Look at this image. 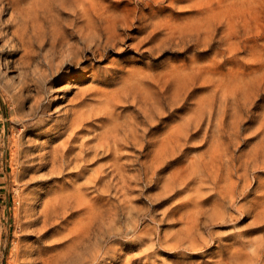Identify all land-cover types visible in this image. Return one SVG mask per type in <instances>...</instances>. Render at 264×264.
I'll return each instance as SVG.
<instances>
[{
    "label": "rangeland",
    "instance_id": "1",
    "mask_svg": "<svg viewBox=\"0 0 264 264\" xmlns=\"http://www.w3.org/2000/svg\"><path fill=\"white\" fill-rule=\"evenodd\" d=\"M79 1L0 0V264H264V0ZM68 44L79 61L37 84ZM71 108L99 113L49 179L37 155L65 142ZM106 121L121 179L93 181L113 155L80 138Z\"/></svg>",
    "mask_w": 264,
    "mask_h": 264
},
{
    "label": "bare ground",
    "instance_id": "2",
    "mask_svg": "<svg viewBox=\"0 0 264 264\" xmlns=\"http://www.w3.org/2000/svg\"><path fill=\"white\" fill-rule=\"evenodd\" d=\"M65 1V0H64ZM79 1V0H78ZM80 3H81V1H79ZM72 3V2H71ZM74 3V2H73ZM63 4H64V2H63ZM77 4H78V2H77ZM74 5H75V3H74ZM73 6V5H72ZM71 6V7H72ZM78 7V6H77ZM73 9H74V7H72ZM76 9V8H75ZM84 10V9H83ZM76 11H78V10H76ZM76 11H74V12H76ZM98 11V10H97ZM100 11V10H99ZM83 12V11H82ZM85 12V11H84ZM101 12V11H100ZM106 12V11H105ZM99 12H97V14H98ZM76 14H77V12H76ZM80 14V13H79ZM82 14V13H81ZM78 15V14H77ZM101 15H104V13L102 14L101 13ZM108 15V14H107ZM106 15V16H107ZM112 15V14H111ZM97 16V15H96ZM116 16V15H115ZM81 17V16H80ZM99 17H101V16H99ZM82 18V17H81ZM113 18H115V17H113ZM73 19V18H72ZM87 19V18H86ZM85 19V20H86ZM106 19V18H105ZM74 20V19H73ZM92 20V19H91ZM103 20V19H102ZM97 21V20H96ZM108 21H109V19H108ZM108 21H106V22H108ZM45 22V21H44ZM84 22H86V21H84ZM98 22V21H97ZM103 22H104V20H103ZM113 22V21H112ZM88 23V25H89V21L87 22ZM116 23V22H115ZM76 24V23H75ZM79 24V23H78ZM86 24V23H85ZM101 24H104V23H101ZM110 24V23H109ZM77 25V24H76ZM95 25V24H94ZM105 25V24H104ZM57 26H58V24H57ZM56 26V27H57ZM79 26V25H78ZM92 26V25H91ZM109 26V25H108ZM38 27V26H37ZM84 27V26H83ZM101 27H102V25H101ZM107 27V26H106ZM114 27V26H113ZM35 28V27H34ZM54 28V27H53ZM89 28H90V26H89ZM93 28V27H92ZM105 27H103V29H104ZM78 29V28H77ZM76 29V30H77ZM83 29V28H82ZM101 29V28H100ZM109 30L111 29L110 27L108 28ZM59 30V29H58ZM75 30V29H74ZM95 30V29H94ZM117 30V29H116ZM46 31V30H45ZM64 31V30H63ZM62 31V34L63 33H65V32H63ZM66 31V30H65ZM82 31V30H81ZM98 31V30H97ZM112 31H114V30H112ZM55 31H52V33H54ZM60 32V31H59ZM89 32H90V30H89ZM37 33V32H36ZM73 33H75V32H73ZM82 33V32H81ZM108 33V32H107ZM33 34V33H32ZM46 34V33H45ZM54 34H56V33H54ZM76 34V33H75ZM106 34V33H105ZM50 35V34H49ZM58 35V34H57ZM64 35V34H63ZM72 35H74V34H72ZM41 36V35H40ZM47 36V35H46ZM62 36V35H61ZM66 36V35H65ZM53 37V36H52ZM48 38H50V37H48ZM54 38V37H53ZM71 38V37H70ZM45 39V38H44ZM37 40V39H36ZM35 40V41H36ZM49 40V39H48ZM63 40V39H62ZM61 40V41H62ZM34 41V42H35ZM45 41V40H44ZM64 42H65V40H63ZM101 41H102V39H101ZM108 41V40H107ZM27 42V41H26ZM47 42V41H46ZM63 42V43H64ZM94 42V41H93ZM49 43H50V41H49ZM43 44V43H42ZM52 44V43H51ZM50 44V45H51ZM55 44H56V41H55ZM34 45V44H33ZM59 45H60V43H59ZM58 45V46H59ZM69 45V44H68ZM98 45V49L100 48V44H97ZM14 46V45H13ZM43 46H45V44L43 45ZM92 46V45H91ZM41 47V46H40ZM61 47V46H60ZM59 47V48H60ZM83 47H84V45H83ZM56 49V48H55ZM93 49V48H92ZM36 50V49H35ZM95 50V49H94ZM39 52V51H38ZM41 52V51H40ZM81 52V51H80ZM36 53V52H35ZM51 55L50 56H48L47 57V59H46V68L45 69H37L38 70V77L36 76L35 77V79H36V83L37 84H42V82L44 81V80H46L48 77H50V75H52L54 72H58V71H61V78L62 79H64L65 78V75L67 74V72L64 70V66L65 67H67V64H75V61L74 60H76V61H79V57H78V54H77V51H75L70 45L68 46V48H66V49H64L62 52H58V50H52L51 51ZM82 53V52H81ZM80 53V54H81ZM39 54V53H38ZM49 55V54H48ZM41 56V55H40ZM30 60V59H29ZM36 60V59H35ZM39 61V60H38ZM88 61H90V60H88ZM30 63H31V61H29ZM43 62H41V64H42ZM78 63V62H77ZM76 63V64H77ZM32 64V63H31ZM87 66V65H86ZM85 66V67H86ZM38 67H39V65H38ZM41 68V67H40ZM75 68V67H74ZM89 70V69H88ZM91 70V69H90ZM121 70V69H120ZM35 71V70H34ZM81 71H83V72H85L86 73V69L84 70H81ZM70 72V71H69ZM75 72V71H74ZM82 72V73H83ZM52 73V74H51ZM93 73V72H92ZM28 74V73H27ZM79 74V73H78ZM106 74V73H105ZM136 74V73H135ZM23 75H24V73H23ZM37 75V74H36ZM82 75V74H81ZM111 75V74H110ZM25 76V75H24ZM24 76L22 77L23 79H24ZM69 76V75H68ZM71 76V75H70ZM95 76V75H94ZM93 76V77H94ZM115 76H117V74L115 75ZM119 76V75H118ZM124 76V75H123ZM59 78V77H58ZM72 78V77H71ZM85 78V77H84ZM123 78V77H122ZM78 79V78H77ZM82 79V78H81ZM118 79V78H117ZM120 79V78H119ZM55 80V79H54ZM68 80V79H67ZM93 80V79H92ZM29 81V80H28ZM28 81H26V82H28ZM33 81V80H32ZM31 81V82H32ZM124 81V80H123ZM30 82V81H29ZM63 82V80L62 81H60V80H58L56 83L55 82H53L52 80L51 81H49V86H47V88L49 87V89H47L48 90V92L50 93H52V94H50V99H52V100H54V101H52V102H56L57 100H58V98L60 97L58 94H55L58 90H59V86L57 87V84L58 83H62ZM33 83V82H32ZM45 83L47 84V81H45ZM93 83V82H92ZM112 83V82H111ZM142 84V83H141ZM30 85V84H29ZM66 85H68V84H66ZM92 85H94V84H92ZM98 85V84H97ZM119 85V84H118ZM39 86V85H38ZM116 86V85H115ZM27 87V86H26ZM63 87V86H62ZM69 87V86H68ZM91 87V86H90ZM89 87V88H90ZM93 87H95V86H93ZM102 87V86H101ZM122 86H120V88H121ZM124 87V86H123ZM39 88H40V86H39ZM38 88V89H39ZM97 88V87H96ZM107 88V87H106ZM42 89H43V87H42ZM45 89H46V86H45ZM83 89V88H82ZM99 89V88H98ZM125 89V88H124ZM41 90V89H40ZM90 90V89H89ZM122 90H123V88H122ZM21 91H22V89H21ZM37 91H39V90H37ZM88 91V90H87ZM137 91V90H136ZM45 92V91H44ZM82 92V91H81ZM101 92V91H100ZM106 91H104V92H102L104 95H106V93H105ZM133 92V91H132ZM78 93V92H77ZM127 93V92H126ZM134 93H136V92H134ZM133 93V94H134ZM82 94V93H81ZM110 94V93H109ZM112 94V93H111ZM113 94H115V93H113ZM118 94V93H117ZM132 94V93H131ZM74 95H76V94H74ZM99 95H101V94H99ZM120 95H122V94H120ZM129 95V94H128ZM135 95V94H134ZM137 95V94H136ZM36 96H38V94L36 95ZM59 96V97H58ZM76 96H78V95H76ZM95 96V95H94ZM103 96V95H102ZM101 96V97H102ZM107 96V95H106ZM124 96V95H123ZM112 97V96H111ZM119 97V96H118ZM46 98V97H45ZM69 98V97H68ZM81 98V97H80ZM115 98V97H114ZM134 98H135V96H134ZM36 99V98H35ZM66 99V98H65ZM73 100H74V98H72ZM71 99V100H72ZM105 100H107L106 98H104ZM103 99V100H104ZM125 99V98H124ZM37 106H40L41 107V105H43V101H44V97H43V95H39L38 97H37ZM48 100V99H47ZM61 100V99H60ZM69 100V99H68ZM87 100H89V99H87ZM94 100V99H93ZM104 100V101H105ZM110 100V99H109ZM121 100V99H120ZM84 101V100H83ZM82 101V102H83ZM90 101V100H89ZM71 102V101H70ZM81 102V103H82ZM85 102V101H84ZM118 102V101H117ZM105 103V102H104ZM109 103V102H108ZM116 103V102H115ZM119 103V102H118ZM74 104H75V102H74ZM77 104V103H76ZM90 104H91V102H90ZM92 104H93V102H92ZM99 104V103H98ZM56 105V104H55ZM61 106V105H60ZM78 107H79V105H77ZM76 106V107H77ZM81 106V105H80ZM82 106H84V105H82ZM81 106V107H82ZM86 106H88V104H86L84 107H86ZM91 106V105H90ZM89 106V107H90ZM99 106V105H98ZM104 106V105H103ZM45 107V106H44ZM67 107V106H66ZM70 107H71V104H70ZM80 107V108H81ZM111 107V106H110ZM36 108H38V107H36ZM97 108V107H96ZM99 108H101V107H99ZM56 109H57V106H56ZM83 109V108H82ZM93 109L94 108H92L91 109V111H88L87 109H83V110H81V109H74V108H71V109H69V111L67 112V115L69 114V113H73L74 114V117L71 119V120H69V122H68V120L66 121V122H68L67 123V130H69V129H71V132L69 133V132H67V133H69L68 134V136H67V138H66V140H64L65 142L62 144V146L61 147H59L60 145H58V147L56 146V147H54L53 149H50V150H47V151H45V152H42V153H38V157H42L43 159L45 158V161H44V163L42 164V167H46L47 165H50L51 164V176L49 177V179L50 178H53V177H61V176H63L64 175V173H65V171H66V169L68 170V169H70L71 167V163L73 162V164L74 163H76L75 165H77V163L79 162L78 160H76V161H73V160H75L76 159V157L75 156H77L78 155V153H77V155H73V153H75L74 152V150H75V148L77 147V145H75L74 143H75V139L77 138V131H79V130H83V125L84 124H86L87 122H90L91 121V119L93 118V116L96 114V113H99V112H94L93 111ZM36 110H38V109H36ZM42 111V110H41ZM60 111V110H59ZM96 111V110H95ZM104 115H105V117H107L108 118V116H109V111H108V109L106 108V106H105V108H103V109H101L100 110ZM43 112V111H42ZM59 113V112H58ZM65 115H66V113H65ZM65 116V118L64 119H69L70 117H68V116ZM114 116H115V114H114ZM44 117V116H43ZM60 119V118H59ZM109 119H111V118H109ZM116 119V118H115ZM114 119V120H115ZM118 119H119V117H118ZM133 119V118H132ZM52 120V119H51ZM54 120V119H53ZM56 120V119H55ZM93 120H94V118H93ZM92 120V121H93ZM113 120V119H112ZM44 121V120H43ZM42 121V122H43ZM111 121V120H110ZM108 122V121H106V122H108V123H106V124H104L103 125V131L100 133V136H99V140H97L96 139V141H99V143H97V144H95V145H93V143L91 144V140L92 139H90L89 137H86V133H84V134H86V135H81L82 136V138H80V140L81 139H83L82 141H81V145H80V147H81V149H82V151H83V153L85 152V153H87L88 154V151H90L91 149L90 148H94V149H96L95 151V153H96V155L98 156L100 153H101V151H99V149H103V152H102V154H105L104 156H102L101 158H103V157H109V156H111V155H113V159L111 160V161H108V163L107 164H105V165H107L108 166V164L109 165H111L110 167H111V170L109 171L110 173H108V172H104V169H103V167L101 166V168L98 170L99 172L97 173L96 172V169H95V174L97 173V175L96 176H93L92 178L94 179L93 181H102L105 177H107V179H108V176L110 177V178H114V179H116L117 177L118 178H120L121 179V159H122V157H121V159H119V154L121 153V148H122V145H123V143L121 142V135H119V133H118V125H120V124H118V123H114L115 125L113 126V127H110V125H112L111 124V122ZM124 121V120H123ZM128 121V120H127ZM133 121V120H132ZM135 121V120H134ZM61 122V121H60ZM59 122V123H60ZM117 122V121H116ZM120 122V121H119ZM138 122V121H137ZM40 124V123H39ZM53 124V123H52ZM51 124V125H52ZM62 124V123H61ZM131 124V123H130ZM129 124V125H130ZM139 124V123H138ZM138 124H136V125H138ZM57 125V124H56ZM127 125V124H126ZM40 126V125H39ZM55 126V125H54ZM51 127V126H50ZM49 127V128H50ZM66 127V126H65ZM124 127H125V125H124ZM127 127V126H126ZM129 127V126H128ZM134 127V126H133ZM59 128V127H58ZM96 128H98V127H96ZM102 128V127H101ZM100 128V129H101ZM99 129V128H98ZM99 129V130H100ZM120 129V128H119ZM49 130V129H48ZM55 130H56V128H55ZM123 130H125V128H123ZM130 130V129H129ZM128 130V131H129ZM134 131V132H133ZM132 132H133V134H132V136H134L135 138H136V140L137 139H139V138H137L138 136H136V134L135 133H138L137 131H136V128L133 130ZM139 131V130H138ZM80 132V131H79ZM82 132V131H81ZM122 132H124V131H122ZM42 133V132H41ZM62 133H65V132H62ZM141 133V132H140ZM45 134V133H44ZM52 134V133H51ZM19 135V134H18ZM67 135V134H66ZM92 135V134H91ZM94 135V134H93ZM125 135H128V134H125ZM138 135V134H137ZM40 136V135H39ZM58 136V135H57ZM141 137V136H140ZM96 138V137H95ZM128 138V137H127ZM134 138V139H135ZM36 139V138H35ZM131 139H133L132 137H131ZM134 139H133V141H134ZM78 140H79V138H78ZM94 140V139H93ZM20 141V140H19ZM38 141V140H37ZM42 141V140H41ZM131 141V140H130ZM18 142V141H17ZM94 142V141H93ZM137 142V141H136ZM36 143V142H35ZM125 143V142H124ZM130 143V142H129ZM169 143V139H168V137L167 138H165L164 140H163V142L161 143V146H162V149H161V151H165L166 149H168L167 147H168V144ZM39 144H40V142H39ZM91 144V145H90ZM15 145V144H14ZM17 145V144H16ZM23 145V144H22ZM130 145V144H129ZM20 146V145H19ZM79 146V145H78ZM15 147V146H14ZM21 147V146H20ZM38 147H40V146H38ZM37 147V148H38ZM47 147V146H46ZM80 147H78V148H80ZM19 148V147H18ZM51 148V147H50ZM12 149H13V147H12ZM16 149V148H15ZM27 149V148H26ZM29 149V148H28ZM81 149H80V152H81ZM90 149V150H89ZM124 149V148H123ZM33 150V149H32ZM35 150V149H34ZM93 150V149H92ZM26 151V150H25ZM76 151H77V148H76ZM27 152V151H26ZM33 152V151H32ZM79 152V151H78ZM29 153H31V152H29ZM82 153V154H83ZM95 153H94V155H95ZM21 154V153H20ZM35 154H36V152H35ZM89 154H90V152H89ZM88 154V155H89ZM15 155V154H14ZM31 155H33V154H31ZM81 155V154H80ZM79 155V157H81ZM95 155V156H96ZM25 156V155H24ZM48 156H49V159H48ZM20 157V156H19ZM28 157H29V154H28ZM73 157H75V159H73ZM90 157H93L92 155L90 156ZM47 158V159H46ZM34 160V159H33ZM32 160V161H33ZM40 160V159H39ZM80 160V159H79ZM83 160V159H82ZM81 160V161H82ZM89 161V159H88V156H87V158L86 159H84L83 161L84 162H86V161ZM92 160V159H91ZM94 160V159H93ZM163 159H161V158H157L156 159V161L157 162H159V163H161V161H162ZM102 161V160H101ZM104 161V160H103ZM97 163H99V161H96ZM95 162V163H96ZM123 162V161H122ZM88 163V162H87ZM91 163V162H90ZM86 164V163H85ZM89 164V163H88ZM93 164V163H92ZM104 164V163H103ZM123 164V163H122ZM36 165V164H35ZM38 165V164H37ZM80 165H81V163H80ZM90 165V164H89ZM100 165H101V163H100ZM99 165V166H100ZM29 166V165H28ZM39 166V165H38ZM27 167V166H26ZM31 167V166H30ZM74 167V166H73ZM78 167V166H77ZM80 167H82V166H80ZM86 167H88V165L86 166ZM47 168V167H46ZM76 168V167H75ZM74 168V169H75ZM97 168V167H96ZM109 168V167H108ZM34 169V168H33ZM77 169V168H76ZM75 169V170H76ZM79 170V169H78ZM89 170H91V169H89ZM108 170V169H107ZM69 171V170H68ZM83 171V170H82ZM106 171V170H105ZM67 172V171H66ZM90 173H91V171H89ZM102 172H104V173H102ZM230 172V171H229ZM69 173V172H68ZM73 173V172H72ZM79 173V172H78ZM89 173V174H90ZM50 174V173H49ZM48 174V175H49ZM54 174V175H53ZM94 174V175H95ZM47 175V176H48ZM71 175V174H70ZM92 175V174H91ZM91 175H89V176H91ZM111 175V176H110ZM69 176V175H68ZM89 178V177H88ZM87 178V179H88ZM231 178V177H230ZM90 179V178H89ZM88 179V180H89ZM87 180V181H88ZM105 181V180H104ZM117 181V180H116ZM118 181H119V179H118ZM88 183V182H87ZM108 183V182H107ZM91 184H92V181H91ZM97 184V183H96ZM95 184V185H96ZM101 184V183H100ZM106 184V183H105ZM230 185H232L233 186V184L231 183ZM102 186H104V185H102ZM235 187H236V185H234ZM233 186V187H234ZM230 187V186H229ZM231 189H232V187H230ZM229 188V189H230ZM102 189V188H101ZM37 192V191H36ZM225 192V191H224ZM226 193V192H225ZM232 193V192H231ZM231 193H230V195H231ZM222 195V194H221ZM226 195V194H225ZM228 195V194H227ZM222 197H224V196H222ZM33 198V197H32ZM35 200V199H34ZM31 201V200H30ZM30 207H31V205H30ZM220 207V206H219ZM222 210V209H221ZM115 211V210H114ZM100 212V211H99ZM101 213V212H100ZM114 213V212H113ZM217 213V212H216ZM44 214V213H43ZM212 215V214H211ZM218 215V214H217ZM223 215V214H222ZM216 216V215H215ZM221 216V215H220ZM219 216V217H220ZM101 220H103V219H101ZM223 220V219H222ZM105 222V221H104ZM97 225V224H96ZM102 225V224H101ZM102 227V226H101ZM196 227V226H195ZM98 228H100V227H98ZM103 228V227H102ZM97 229V228H96ZM111 229H109V231H110ZM197 232V231H196ZM105 234V233H104ZM102 235V234H101ZM191 239V238H190ZM98 242V241H97ZM260 247V246H259ZM263 247V246H262ZM264 255V254H263ZM97 257V256H96ZM12 262V261H11ZM14 263V262H13Z\"/></svg>",
    "mask_w": 264,
    "mask_h": 264
}]
</instances>
